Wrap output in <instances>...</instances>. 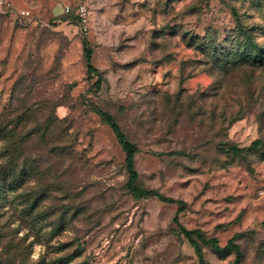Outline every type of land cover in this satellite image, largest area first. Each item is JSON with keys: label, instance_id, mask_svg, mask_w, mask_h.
Wrapping results in <instances>:
<instances>
[{"label": "rangeland", "instance_id": "obj_1", "mask_svg": "<svg viewBox=\"0 0 264 264\" xmlns=\"http://www.w3.org/2000/svg\"><path fill=\"white\" fill-rule=\"evenodd\" d=\"M9 2L0 114L28 108L44 126L65 118L69 137L55 142L74 144L60 157L54 143L25 144L37 205L28 211L22 191L0 198V264H199L173 222L179 206L126 190L125 153L97 110L139 148L140 188L184 201L181 224L221 246L241 234L240 264H264V66L236 61L253 48L238 29L264 50V0ZM79 3L90 9L87 33L64 13ZM84 40L99 75H87ZM231 146L240 153L223 151ZM203 250L207 264H234V254Z\"/></svg>", "mask_w": 264, "mask_h": 264}, {"label": "trees", "instance_id": "obj_2", "mask_svg": "<svg viewBox=\"0 0 264 264\" xmlns=\"http://www.w3.org/2000/svg\"><path fill=\"white\" fill-rule=\"evenodd\" d=\"M238 31L246 36L248 43L252 45L253 48L246 46L241 52V56H239L236 61L245 62L246 64L252 65L254 68L264 66V50L256 51L258 44L254 41L253 36L245 33L242 29H238ZM83 50L87 75H99L97 68L92 63L93 50L85 40L83 41ZM227 70V64L225 66L223 65L222 71L227 72ZM95 112L101 117L102 121L110 128V130H112L125 153V168L128 174L125 186L126 190L135 198L155 197L161 202L179 206L173 222L194 247L199 264H207L204 257V247H210L217 254H234V264H240L242 253L239 245L236 243V239L241 234H236L225 246H221L218 238H206L201 229L189 230L183 226L179 220V214L186 208V203L181 200L167 197L156 190L140 188L137 185L139 174L135 167V156L139 152V148L128 139L112 115L100 110ZM8 116L9 115L7 114H0V144L3 145V157L8 161L7 168L5 171L3 170L4 173L0 172V198L1 200H5L7 196L10 198L12 195L18 193V191H22L23 193L21 196L24 198V206L28 211H32L35 205H37V198L34 192L35 187L29 186L27 189V186L32 182V179H35L37 173L35 168H33V165L29 163L31 158L27 155L24 146L33 137H37L44 145L49 146L50 143H54V147L49 148V150L55 156L60 157L61 154L59 150L71 154L74 144L73 139L70 138V142H55L56 139L61 138L65 132L69 137L71 128H63L67 122L65 118L54 119V121H52V123H55L54 125L49 123V125L44 126L40 123L37 117H35V113L28 108L25 110V113L16 115L17 117L15 116V119L11 120ZM29 121H32L30 122L32 123L31 126H28L27 124ZM57 135L59 137L56 138ZM259 145L260 141L256 140L252 143L250 148H258ZM223 151L235 155L240 153V150L236 146H231L228 150L223 149ZM169 154L171 156H178L183 155V152H171ZM10 192L12 193L11 195Z\"/></svg>", "mask_w": 264, "mask_h": 264}, {"label": "built area", "instance_id": "obj_3", "mask_svg": "<svg viewBox=\"0 0 264 264\" xmlns=\"http://www.w3.org/2000/svg\"><path fill=\"white\" fill-rule=\"evenodd\" d=\"M12 4L9 0H0V11L3 14H8L12 11ZM65 14H72L78 19V23L81 26L84 33L89 31L90 27V9L86 3H80L75 7L70 5L65 6L64 8ZM31 15L30 11L28 10H21L19 12V16L22 19L29 18Z\"/></svg>", "mask_w": 264, "mask_h": 264}]
</instances>
